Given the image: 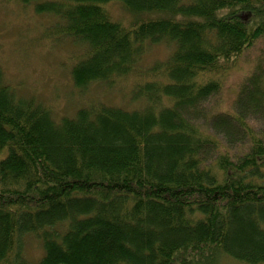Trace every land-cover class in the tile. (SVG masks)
Segmentation results:
<instances>
[{
	"label": "trees",
	"instance_id": "trees-1",
	"mask_svg": "<svg viewBox=\"0 0 264 264\" xmlns=\"http://www.w3.org/2000/svg\"><path fill=\"white\" fill-rule=\"evenodd\" d=\"M18 1L59 17L47 35L85 45L78 88L139 72L147 105L57 119L0 67V264H264V127L250 122H264V49L234 111L206 107L264 38V0H117L131 24L106 8L115 0ZM161 41L168 58L139 65Z\"/></svg>",
	"mask_w": 264,
	"mask_h": 264
},
{
	"label": "rangeland",
	"instance_id": "rangeland-1",
	"mask_svg": "<svg viewBox=\"0 0 264 264\" xmlns=\"http://www.w3.org/2000/svg\"><path fill=\"white\" fill-rule=\"evenodd\" d=\"M36 2L24 4L18 0H0V67L4 82L13 86L18 96L29 98L50 108L57 119L73 116L79 108L96 104H113L125 108H144L147 100L136 96L135 90L145 79L139 72L115 78L109 84L98 81L85 89L75 85L72 69L85 55V45L71 36H49L46 32L59 24L53 13L38 11ZM114 19L131 24L136 18L121 1L106 5ZM173 43H147L139 65L153 66L166 60L173 50ZM264 49V38L237 57L235 65L222 75L221 90L206 103L210 111H234V103L242 82L252 72L257 58ZM153 80V75H146ZM159 80L157 77L154 80ZM256 130L264 122L250 119ZM264 129V128H263ZM245 148L248 142H244ZM236 146V145H235ZM233 146L235 156L243 149ZM43 252L41 242L29 236L26 254L37 259ZM220 264H247L223 256Z\"/></svg>",
	"mask_w": 264,
	"mask_h": 264
}]
</instances>
